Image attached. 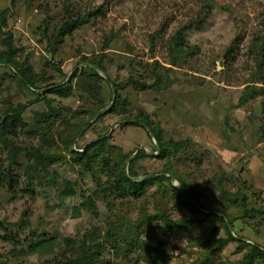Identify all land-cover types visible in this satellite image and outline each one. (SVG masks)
<instances>
[{
    "label": "rangeland",
    "instance_id": "374dc122",
    "mask_svg": "<svg viewBox=\"0 0 264 264\" xmlns=\"http://www.w3.org/2000/svg\"><path fill=\"white\" fill-rule=\"evenodd\" d=\"M3 11L6 25L0 24V52L4 50V33L9 31L18 61L25 62L36 77L51 79L27 89L19 82L15 68L0 63V113L9 104H27L22 116L33 124L35 112L47 110L36 100L37 92L45 91L52 104L63 111L52 126L42 124L46 136L18 133L17 142L22 147L41 148L54 156L48 171L60 186L46 185L47 176L40 177V166L36 170L40 179L28 181L23 177L27 151L19 154L13 167L19 175L17 190L11 191L0 182V221L7 229L0 230V260L57 264L64 251L72 254L65 243L53 253L41 255L29 249L30 242L37 236L60 240L65 236L73 238L77 247L93 235L91 239L102 242L101 264H148L161 231L153 225L130 228L128 223L143 216V211L153 214L152 222L157 225L165 222L162 217H168L170 230L158 252V264H217L241 258L248 246L238 241L216 250L217 239L226 236L220 220L195 213L182 186L163 170L169 167L188 175L200 190L203 210L209 213H217L224 201L217 187L220 176L226 190L246 193L249 205L264 202V152L257 164L250 160L257 153V144L264 142V136L259 137L264 127V92L236 106L246 85L264 87V61L260 65L256 62L258 42L254 40L256 33L263 34L264 0H0V13ZM76 15H88L89 21L52 48L49 38L54 28ZM181 27L194 53L171 65L167 41ZM226 54L231 60L229 68L225 66ZM85 58L101 59L106 69L99 71L101 80L85 77L87 86L80 84L84 76L78 77L81 70L90 68ZM132 78L151 87L136 89ZM69 80L72 93L68 97L47 93L52 83ZM112 85L120 99L109 112ZM99 94L105 104L100 109ZM144 115L159 124L166 139L190 138L194 143L185 147L184 156L159 159L157 141L147 134L144 123L126 118ZM75 127L81 129L70 143L67 135ZM100 136L106 141L91 170L71 159V150L81 151ZM216 139L223 147L236 148L237 155L222 157L213 143ZM9 151V147L0 146V164L8 165ZM192 154L201 157L195 160L187 156ZM123 164L125 172L131 169L135 179L159 174L169 179L147 184L138 197L119 196L114 173ZM64 179L73 182L75 195L60 193ZM82 194L93 196L96 206L74 216L73 207L83 200ZM161 210L166 215L161 217ZM21 218L26 219L25 224H14ZM93 229L97 231L93 233ZM232 233L264 248V216L235 220Z\"/></svg>",
    "mask_w": 264,
    "mask_h": 264
},
{
    "label": "trees",
    "instance_id": "16d2710c",
    "mask_svg": "<svg viewBox=\"0 0 264 264\" xmlns=\"http://www.w3.org/2000/svg\"><path fill=\"white\" fill-rule=\"evenodd\" d=\"M3 11L0 13V24L1 27L6 25L5 13ZM89 21V16H72L69 19L64 20L59 25L54 28V31L49 38V44L54 47V45H58L64 41L65 36L71 34L75 29L80 27L81 25L87 23ZM183 27L177 29L167 41V51L170 59L171 65H176L181 58L188 56L194 53V49L191 45H189L185 40V35L183 33ZM4 37L2 39V44L4 45V50L0 52V63H4V65H10L15 68L17 71L16 73L20 76L19 82L26 87L27 89L37 88L36 84L38 81L43 80H50L51 77H36L34 73L31 71V68L25 65V62H19L16 58V51L17 48L13 43V34L9 31L4 33ZM255 41H257V47L255 49L256 52V62L260 65L264 61V29L263 34L258 33L255 34ZM227 54L225 55L226 68L231 66L230 58H227ZM85 62H88L91 66L90 68L83 69L79 73V78L83 77L80 80V84L86 85L87 78L93 79V81L101 80L103 77L99 74V71L106 72V69L103 67L101 63V59L94 58L90 61H87L85 58ZM76 72L73 74V77H76ZM3 79V75L0 74V80ZM79 84V85H80ZM132 84L136 89L144 90L150 88V84L145 82L138 81V79L132 78ZM87 86V85H86ZM85 86V87H86ZM115 89H118L119 85L115 83ZM264 92V87L257 86L255 84H248L244 87V94L240 98L237 107L242 106V104L247 100L249 97H255L258 94ZM47 93H54L59 97L66 98L72 93V84L71 80L64 81L61 83H52V87L48 88ZM38 98L37 101H42L46 107V111H36L34 114V123L30 124L24 120L22 114L27 108V104H9L5 109L0 113V146L5 148H10L8 153V165L4 166V164H0V182L1 184H5L8 189L11 191H16L18 182H19V175L13 171V167L18 164L19 154L23 151H27L28 155V163L23 168V177H25L28 181H32L34 178L40 179V177L47 176L46 185L51 186L55 185L56 189L60 186L57 181V178L54 176L53 173L48 171V166L50 162H53L54 156L50 153L43 152V149H30L28 150L26 147H22L17 140L18 133L20 131H24L26 133H34V134H42V136H46V132L44 127L42 126L43 123H48L52 126L53 122L58 120L61 117L63 108L56 107L52 104V99L47 97L46 91L37 92ZM120 96L117 93L116 99L109 107L108 111L113 112L119 103ZM101 95L99 94L98 99V109L103 107L105 104L102 102ZM131 120H134L133 123H144L145 128H148L151 134L157 141V151H158V158L165 159L168 156H184L185 155V147L190 145L193 142L190 138L186 141L184 140H174L172 138H165L162 133V129L156 122H151L149 120L148 115H144L143 117H131L126 116ZM52 124V125H51ZM261 124V123H260ZM261 125H259L260 127ZM81 127L74 129V131L67 135L69 138L70 143L74 141V138L78 135ZM35 131V132H33ZM41 131V132H40ZM262 138L264 136V127L262 131H259ZM106 141L105 137H99L96 140L92 141L91 143L87 144L82 148L81 151L71 150L70 153L72 154L71 159L76 162H83V167L91 170L93 159L98 154V152L102 151L104 142ZM194 143V142H193ZM184 151V153H183ZM191 156V159H197L201 156H196L194 154L187 155ZM183 158V157H182ZM187 160L186 156L184 158ZM0 162H3L0 159ZM199 163V162H198ZM40 166L39 171L42 175L39 177L37 175V167ZM163 172H170L174 178L179 182L180 186L183 188V195L187 197L189 205L193 208L195 213H197L202 218H208L209 216H214L218 218L224 228V233L226 236H221L217 239V246L216 250L221 251L229 242L238 241L240 244H244L248 246L247 251L243 254V256L236 260H227V261H219L217 264H256V260H261L260 264H264V248L261 247L257 243H246L242 239L237 238L232 233L233 223L237 219H243L247 216L250 217H257L258 215L264 216V202L260 203L258 206L256 205H249L248 197L246 193L239 192L234 193L229 190H226L223 186L222 180L223 176L217 178L218 184L217 187L220 188L222 192V198L224 201L220 203L217 207V213H209L205 209L204 204L200 201V190L198 186L188 178V175L184 173L178 174V172L174 171L173 169L166 167L164 168ZM116 182H115V191L116 194L119 196L130 195L133 197H138L141 192L145 189L147 184L154 183L158 180H165L169 179L168 176L165 175H145L139 179H135L136 175H133L132 170H128V173L125 172V165L116 170L114 173ZM35 180V179H34ZM64 184L63 188L60 190V193L64 196L75 195L76 190L75 186L72 181L69 180H62ZM246 184L245 181L242 182ZM249 188V186L247 187ZM228 194V195H227ZM83 200L79 202L78 205L73 207V215L78 216L81 210L86 209L90 211L94 209L96 206V202L93 196L88 195L84 196L82 194ZM264 200V199H263ZM198 202V203H197ZM192 211V210H191ZM222 214V215H220ZM143 216L138 217V219L132 221L130 220L129 227H147L152 226L158 227L160 229V239H158L152 247L155 250V255L150 258L148 264H158L157 262V255L160 250L161 245H164V240L167 232L170 230L167 220L168 217L164 211H159L160 216H164L165 222L163 224L157 225L153 223L154 215L148 213L147 211H143ZM194 217V216H193ZM192 217V218H193ZM26 219L21 218L19 221L15 222L16 225L25 224ZM6 223L4 221H0V230H7ZM97 231V229H95ZM93 229V233H95ZM93 235H90L88 238H84L81 242L77 245L73 238L63 236L62 239L50 238V239H43L41 236H37L30 242L29 249L32 251H36L39 254H49L53 253L55 247L63 246L65 243L66 246L70 248L72 251L71 255L67 254V251H64L63 258H59L57 264H101L102 255H100L99 250L102 242L99 239H91ZM215 250V251H216ZM74 251H77V254H73ZM0 264H10L7 260H0Z\"/></svg>",
    "mask_w": 264,
    "mask_h": 264
},
{
    "label": "crops",
    "instance_id": "0c3cea01",
    "mask_svg": "<svg viewBox=\"0 0 264 264\" xmlns=\"http://www.w3.org/2000/svg\"><path fill=\"white\" fill-rule=\"evenodd\" d=\"M148 132V131H147ZM204 132V131H203ZM149 136H150V134L149 133H147ZM205 134H206V132H205ZM151 137V136H150ZM220 139H216V142H213V143H217L216 145H217V147H216V149L218 150V152L222 155V157H224V158H227V159H231V158H233L234 156H236L237 155V152H238V150L236 149V148H233V147H228V146H225V147H223L222 145H219L220 144ZM263 143L264 142H259L258 144H257V146H256V152L257 153H253V157L252 158H250V160H254L255 159V162H256V164L259 162V157H261L262 155L261 154H263V152H264V148H262V146H264L263 145ZM243 152V151H242ZM242 154V153H241ZM255 154V155H254ZM264 165V164H263ZM261 166V165H260ZM260 166H258V167H256V169L258 170L259 168H260ZM264 167V166H263ZM249 168V167H248ZM255 169V170H256ZM247 170V169H246ZM252 173H253V171H252ZM260 174V173H259Z\"/></svg>",
    "mask_w": 264,
    "mask_h": 264
},
{
    "label": "water",
    "instance_id": "95a60500",
    "mask_svg": "<svg viewBox=\"0 0 264 264\" xmlns=\"http://www.w3.org/2000/svg\"><path fill=\"white\" fill-rule=\"evenodd\" d=\"M89 66H90V67H93V66H91V65H89ZM99 73H102V72H99ZM112 91H113V97H112V103H113L114 100H115V97H116V92H115V90H114L113 85H112ZM99 115H100V113H98V114L95 116L94 119H96L97 117H99ZM146 130L149 132L150 136H152V134H151V132L149 131V129L146 128ZM156 153H158V151H157Z\"/></svg>",
    "mask_w": 264,
    "mask_h": 264
}]
</instances>
